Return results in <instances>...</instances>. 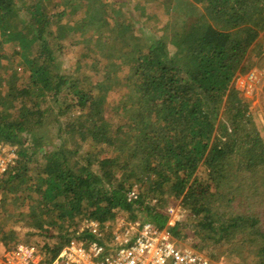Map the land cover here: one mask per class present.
Here are the masks:
<instances>
[{"label":"trees","instance_id":"16d2710c","mask_svg":"<svg viewBox=\"0 0 264 264\" xmlns=\"http://www.w3.org/2000/svg\"><path fill=\"white\" fill-rule=\"evenodd\" d=\"M134 1L107 0L103 35L89 0H0V244L113 255L114 215L264 264V107L234 86L264 62V0H181L157 31L156 5L126 18Z\"/></svg>","mask_w":264,"mask_h":264},{"label":"built area","instance_id":"2783aa9c","mask_svg":"<svg viewBox=\"0 0 264 264\" xmlns=\"http://www.w3.org/2000/svg\"><path fill=\"white\" fill-rule=\"evenodd\" d=\"M9 161L0 154V176L6 171ZM171 213H174L176 222L185 215V210L177 205L168 208L166 215L170 217ZM112 216L110 245L115 249L113 255L104 256V247L96 242L86 245L71 242L51 264H222L196 252L187 244L177 243L168 231L159 230L149 222ZM83 228L98 234V225L93 222ZM41 261L36 248L24 244L12 245L0 254V264H40Z\"/></svg>","mask_w":264,"mask_h":264},{"label":"rangeland","instance_id":"374dc122","mask_svg":"<svg viewBox=\"0 0 264 264\" xmlns=\"http://www.w3.org/2000/svg\"><path fill=\"white\" fill-rule=\"evenodd\" d=\"M129 1H132V0H129ZM107 4H108L107 0H89V2L87 3L88 7H86V8H88V10L89 9L97 10V11L100 10L101 11L100 14L102 15L101 18L102 19L105 18L104 20L107 19V21H108V18H110L111 20H112V18H111V15L109 14V12L107 11V9H108L106 7ZM181 4H182L181 0H135L133 5L130 2L129 14H125V15H126V18L130 17L131 20L135 23H139V22L145 23V21L147 22L146 19H149V18L147 16H145L144 14H142L141 9H143L145 6H147V8H149L150 6L152 7V6L156 5L155 10L152 12L153 16H151V18H153L155 16V14H157V17H156V19L152 20L153 24H151L150 27H151V29H155L156 31L159 29L167 30L169 28L171 21L173 20V15L170 11H173L174 9L179 7ZM118 12H120V11H118ZM145 14H148L147 11L145 12ZM148 15H150V14H148ZM118 18L121 21L123 19L119 15H118ZM112 22H114V20L111 21V24H113ZM135 23H134V25H135ZM111 24H110V26H108L107 30L103 33V35L108 33V32H109L108 34L117 35L118 32H116V31L112 32V28H114V24L113 25H111ZM146 27L149 28V26H146ZM141 37L142 38L140 39L139 42H142L144 39L143 36H141ZM260 37L264 41V32L260 35ZM144 40L148 41L149 39H144ZM135 42H137V41H135ZM130 45L133 46V45H137V44L130 43ZM259 56L264 57V53L263 52L260 53ZM10 64H14V62L10 63ZM12 66L13 65H11V67H10L11 69H12ZM234 86L237 90L243 92V94L246 98L251 99L253 105H256L259 109L264 107V62H262V60H261L259 66L253 68L248 74L243 75V76H238L234 80ZM112 96H113V94H112ZM8 152H9V147L6 146V147H3L1 149L0 154L5 155L7 160L11 161L12 155L8 154ZM174 217H175L174 213H171V216L168 217V222L166 225H168V226L173 225L175 222ZM15 242H17V241L14 240L12 243H15ZM181 242L184 243L183 241H181ZM18 244H22V243H18ZM4 250H6V249H4ZM2 251H3V246L0 244V254L2 253ZM218 262H221L222 264H229L227 262L226 258H222Z\"/></svg>","mask_w":264,"mask_h":264},{"label":"clouds","instance_id":"9594fccd","mask_svg":"<svg viewBox=\"0 0 264 264\" xmlns=\"http://www.w3.org/2000/svg\"><path fill=\"white\" fill-rule=\"evenodd\" d=\"M176 241V240H175ZM177 243H179V244H187V243H180V242H178V241H176ZM187 245H189V244H187ZM191 247V246H190ZM205 256V255H204ZM205 257H207V256H205ZM208 258V257H207ZM210 259V258H209ZM211 260V259H210ZM212 261H214V260H212Z\"/></svg>","mask_w":264,"mask_h":264}]
</instances>
